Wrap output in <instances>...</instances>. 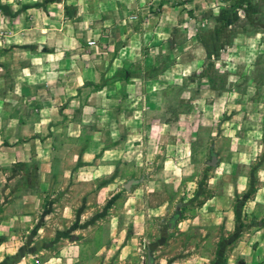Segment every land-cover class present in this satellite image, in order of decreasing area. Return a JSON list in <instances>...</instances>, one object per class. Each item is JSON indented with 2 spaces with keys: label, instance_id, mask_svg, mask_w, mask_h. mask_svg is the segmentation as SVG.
I'll return each mask as SVG.
<instances>
[{
  "label": "rangeland",
  "instance_id": "obj_1",
  "mask_svg": "<svg viewBox=\"0 0 264 264\" xmlns=\"http://www.w3.org/2000/svg\"><path fill=\"white\" fill-rule=\"evenodd\" d=\"M110 1L103 8L117 12ZM149 6L133 9L137 21L147 22L143 17L162 5ZM172 7H177L170 14L175 23L156 37L148 35L132 57L126 41L139 25L114 24L113 48L123 60L117 72L102 76L111 86L114 78L123 81L113 104L117 115L109 119L119 129L109 154L113 165L97 179L80 182L64 179L72 166L59 170L50 217L42 215L49 254L75 236L80 242L79 249H71L79 252L76 264H148L149 253L154 264H224L197 256L226 254L232 238L221 249L224 231L210 229L205 218L204 225L193 223V217L208 198L236 192L245 181L251 194L259 183L264 0H173ZM156 20L151 27L160 24ZM103 23L97 34L90 23L78 28L82 48H107L103 32L109 34L111 27ZM99 86L85 85L84 95ZM79 108L72 105L75 113ZM92 126L87 123L88 131ZM91 135L80 146L93 145ZM77 139L70 137L73 143ZM213 157L216 166L208 163ZM130 180L138 183L127 189Z\"/></svg>",
  "mask_w": 264,
  "mask_h": 264
},
{
  "label": "crops",
  "instance_id": "obj_2",
  "mask_svg": "<svg viewBox=\"0 0 264 264\" xmlns=\"http://www.w3.org/2000/svg\"><path fill=\"white\" fill-rule=\"evenodd\" d=\"M110 2L117 12L103 8L105 0H0V264L80 260L79 252L71 250L80 248L75 236L58 253L49 254L45 245L50 243L42 234L48 224L42 215L50 217L60 169L72 166L64 179L80 182L97 179L103 168L113 165L109 154L115 151L113 138L119 129L109 119L117 115L113 104L121 97L123 81L114 78L111 86L102 76L117 72L123 60L113 48L114 24L136 21L139 25L126 41L132 57L148 35L156 37L175 23L170 14L177 9L169 8L173 0ZM145 4L162 6L143 17L147 22H139L133 9ZM122 9L132 13L121 16ZM154 17L160 24L153 31ZM100 21L111 27L109 34L102 29L109 39L107 48H82L78 28L90 23V31L97 34ZM90 84L100 86L84 95V86ZM76 103L80 108L75 113ZM90 122L92 131L87 127ZM88 132L93 145L80 146ZM104 133L110 138L103 139ZM72 136L78 142H71ZM75 147L80 151L75 152ZM259 175L251 194L245 181L236 192L208 198L200 207L193 223L204 225L205 218L210 229L223 230L225 237L218 238L221 249L229 239L233 242L226 254H201L199 259L264 264V165ZM238 194H243L237 198L241 201L235 200Z\"/></svg>",
  "mask_w": 264,
  "mask_h": 264
},
{
  "label": "water",
  "instance_id": "obj_3",
  "mask_svg": "<svg viewBox=\"0 0 264 264\" xmlns=\"http://www.w3.org/2000/svg\"><path fill=\"white\" fill-rule=\"evenodd\" d=\"M208 163H209V165L216 166L217 165V163H216V157H213V159L210 162H208ZM136 183H138V180H130L129 182H127V184L125 185V187L127 189H129L130 186H132L133 184H136ZM148 264H154L153 257H152V255L150 253L148 254Z\"/></svg>",
  "mask_w": 264,
  "mask_h": 264
}]
</instances>
